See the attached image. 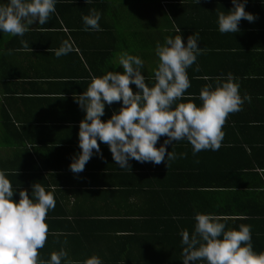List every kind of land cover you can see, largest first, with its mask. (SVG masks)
<instances>
[{"label": "crops", "instance_id": "obj_1", "mask_svg": "<svg viewBox=\"0 0 264 264\" xmlns=\"http://www.w3.org/2000/svg\"><path fill=\"white\" fill-rule=\"evenodd\" d=\"M209 1L212 7L206 6L204 12L212 15L215 22L217 12H227L233 8L232 0H224L226 10L222 9L221 0H206ZM244 10L252 14L254 20L249 22L241 18L238 32L220 33L219 37L217 30L218 33L212 38L202 41L204 44L199 40L197 47L201 48V53L187 69L191 86L185 96L192 94L191 102L199 106V92L204 85L214 86L217 77L233 74L241 97L247 95L251 100H245L240 111L228 115L222 128L226 146L219 148L217 153L202 150L200 155L204 157L199 158L200 168L204 163L209 168L217 165L219 175H216V185L220 189L221 186L232 185L256 187L264 191V0H246ZM29 28L22 37L0 33V170L6 172L11 184L16 183L20 177L18 173L26 172L28 167L36 171L34 176L39 180L38 169L44 170L49 175L51 188L63 189V197L58 200L73 205L76 212H86V217H89L99 211V208L93 207L98 204L92 201L95 195L81 191L83 195L74 199L68 189H85L83 185L90 182L117 185L123 181L121 173L153 171L157 165L131 159L128 162L130 168L121 169L113 160L109 147L98 139L102 158L94 150L84 170L73 173L69 165L73 155L80 152L79 122L85 115L75 98L87 89L92 76L99 77L107 71L122 73V66H115V63L118 54L124 51L141 57L142 75L151 86L153 69L158 63L155 47L163 42H154L149 38L142 40L141 36L115 38L99 35V32L90 37L85 35L86 32H71L64 24L58 28L52 17L44 25L36 21ZM197 31L195 33L201 38ZM21 40L27 42V48L21 44ZM64 40H70L73 51L57 58L54 52ZM129 86L134 93L138 91L135 85ZM178 102L189 101L182 99ZM120 106L121 102H114L110 106L106 104L101 120L109 119ZM165 139L166 136H161L156 147ZM184 141H173V145H167L166 154L173 151L179 156L181 152L176 145ZM194 161L198 162V158ZM187 162L191 163L190 157H187ZM24 177L26 174L21 175L19 180L25 182ZM29 182L35 183L34 180ZM18 187L15 185L13 189ZM115 190L121 191L119 188ZM15 198L14 201L19 200L18 196ZM257 202L264 203V195ZM107 217L100 216L98 219ZM251 218L262 221L260 232L264 237V216L258 214ZM99 245L102 243L89 249L76 247L78 252L74 257L70 256V260L83 261L90 256L88 251L95 255L102 251V255L105 252ZM64 248L68 250V246ZM52 249L56 250L54 247Z\"/></svg>", "mask_w": 264, "mask_h": 264}, {"label": "clouds", "instance_id": "obj_2", "mask_svg": "<svg viewBox=\"0 0 264 264\" xmlns=\"http://www.w3.org/2000/svg\"><path fill=\"white\" fill-rule=\"evenodd\" d=\"M57 0H0V33L23 36L34 22H48L55 13ZM199 3V0H195ZM246 0H232L233 8L217 12L220 33H236L241 18L249 22L254 16L245 9ZM101 14L90 9L82 16L85 31H102ZM197 33L187 38L181 35L165 37L157 43L155 55L158 63L153 69L152 84L142 75L143 61L137 55L124 51L118 54L115 66L123 72L107 71L102 76H92L87 89L75 100L85 112L79 122L78 146L69 165L73 173L84 170L85 164L95 154L102 158L97 140L109 147L112 158L119 168H130L129 160L160 164L165 160L166 146L173 141L186 140L192 153L202 150L217 151L224 137L222 131L230 113L241 110L245 100L251 98L239 93V84L232 73L217 77L216 83L204 85L199 92L201 104L191 102L185 96L191 86L187 69L201 53L197 47ZM25 48L27 42L21 40ZM73 51L70 40L62 41L54 55L59 58ZM130 84L138 91L133 92ZM186 99L189 102H178ZM121 102L118 111L102 121L105 105ZM161 136L167 139L156 147ZM185 153H181L183 157ZM177 154L167 152L166 162L175 160ZM13 185L4 170H0V264H103L100 257L92 255L83 261L68 259L61 248L53 251L47 261L39 259L38 250L44 247L48 236L45 223L48 212L55 208L54 194L34 183L29 195L19 191V200H13ZM194 231L191 236L182 230L181 245L183 264L204 261V264H264V252L257 253L251 243V226L241 224L226 229V223L214 214L195 213Z\"/></svg>", "mask_w": 264, "mask_h": 264}, {"label": "trees", "instance_id": "obj_3", "mask_svg": "<svg viewBox=\"0 0 264 264\" xmlns=\"http://www.w3.org/2000/svg\"><path fill=\"white\" fill-rule=\"evenodd\" d=\"M221 1L222 9L226 10L225 1ZM206 6L212 7L210 1L199 0L197 4L195 0H57L56 11L50 17L55 19L58 28L64 24L71 32H86L85 35L90 37L99 32V35L115 38L141 36L142 40L149 38L154 42H164L165 37L181 35L186 45L187 38L198 33L197 30L201 43L217 32L214 17L204 12ZM90 9L101 14L99 24L102 31L84 30L82 16L89 14ZM225 139L220 148L226 146ZM176 147L186 155L166 162L165 154V160L156 164L153 171L121 173L123 181L117 185L90 182L83 185L85 189H68L74 199L83 194L95 195L92 201L98 204L93 207L99 208V211L89 217H86V212H76L73 205L58 200L63 197V189H52L49 175L44 170L38 169L40 180L34 176L36 171L32 168L19 172L20 177L26 174V180L21 182L19 177L16 183L13 182V186L19 185L14 189V199L19 197L20 190L30 195L34 183L29 181L34 180L46 191L52 192L56 201L55 208L46 216V220L49 219L45 221L48 222V236L39 259L47 261L53 251L65 246H68V250H64L70 259L78 252L76 247L89 249L102 243L99 246L105 253L100 255V251L96 256L106 264H183L180 233L187 230L191 236L195 225L193 217L197 212L226 218L222 220L226 229L238 228L241 224L250 225L253 250L264 252V237L260 232L262 221L251 218L258 214L264 216V203L257 202L264 191L256 187L232 185L221 186L220 189L216 185V175H219L217 165L209 168L204 163L200 168L199 158L204 157L200 155L203 152L193 155L192 146L186 140ZM187 157H190L191 163L187 162ZM197 158L198 162H195ZM116 188L121 191H116ZM100 216L109 217L98 219ZM88 254L95 255L92 251ZM195 264H204V261Z\"/></svg>", "mask_w": 264, "mask_h": 264}]
</instances>
